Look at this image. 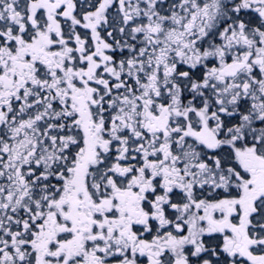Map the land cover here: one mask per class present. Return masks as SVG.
I'll use <instances>...</instances> for the list:
<instances>
[{"label": "snow or ice", "instance_id": "snow-or-ice-1", "mask_svg": "<svg viewBox=\"0 0 264 264\" xmlns=\"http://www.w3.org/2000/svg\"><path fill=\"white\" fill-rule=\"evenodd\" d=\"M0 264H264V0H0Z\"/></svg>", "mask_w": 264, "mask_h": 264}]
</instances>
